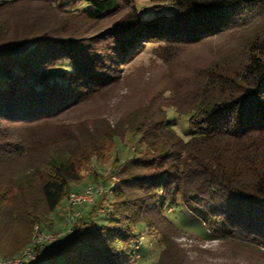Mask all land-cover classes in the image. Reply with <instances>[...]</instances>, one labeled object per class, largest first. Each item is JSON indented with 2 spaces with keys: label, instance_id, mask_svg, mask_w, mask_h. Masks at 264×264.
Listing matches in <instances>:
<instances>
[{
  "label": "trees",
  "instance_id": "16d2710c",
  "mask_svg": "<svg viewBox=\"0 0 264 264\" xmlns=\"http://www.w3.org/2000/svg\"><path fill=\"white\" fill-rule=\"evenodd\" d=\"M156 1L169 13L141 17L133 0H0V258L25 247L34 225L51 230L83 166L129 136L109 204L100 197L24 264H136L144 229L156 264H264V0ZM233 30L238 43L203 66L173 73L159 55L157 78L123 73L147 41ZM168 107L187 115V140ZM183 208L209 222L218 253L179 241L184 227L207 236Z\"/></svg>",
  "mask_w": 264,
  "mask_h": 264
},
{
  "label": "rangeland",
  "instance_id": "374dc122",
  "mask_svg": "<svg viewBox=\"0 0 264 264\" xmlns=\"http://www.w3.org/2000/svg\"><path fill=\"white\" fill-rule=\"evenodd\" d=\"M133 4L141 17L153 15L156 11L169 13L168 7L170 4L167 1L133 0ZM241 33L242 30H233L232 32L230 31L217 36L205 38L204 40L197 43L175 46L166 45L162 41L158 40L147 41L140 47V50L128 63L127 67L124 68L123 73L130 72L134 77H141V74H144L142 77L147 78L151 76L157 78V76H160L162 72L161 67L163 66L161 59L158 58L159 55H166V57L171 60V64L169 63V68L172 70L171 72L175 73L178 70L186 72L194 67L205 65L217 51L224 50L225 47H229L231 45L235 46L239 41ZM56 69L60 70L62 68L61 66H58ZM136 80L137 79H134V81ZM131 84L136 86L138 83L131 82ZM153 84H155V81ZM166 112L168 119L171 122L172 128L182 139L187 140L191 135V129L188 124L187 115L176 113L173 107H168ZM130 140L131 137L126 136L123 141L124 144H121L119 139L116 138L115 147H113L111 153H109L110 157L106 161L97 162L92 160L90 163L83 166L81 169L82 178L78 182L74 183L68 192L79 191L88 185L95 184L101 185L104 190L96 197L94 202L72 207L71 209L73 213H87L95 202L98 203L100 201V197L105 196V205L109 204L111 201L110 189L115 181H117V177L113 174V170L115 168V165L113 164L114 154L117 153L121 158L131 155L133 146ZM183 209H185V211L188 213V218L198 222L205 230H207V236L201 239L198 235L201 230L194 227H184L181 229L179 241L182 242L183 246L190 250L195 246H198L206 250L204 253H218L219 241L214 233H212V229L208 224L209 222L203 223L200 218L189 212L186 208ZM65 212L66 198L60 203V205L51 215V222L53 223L54 227L51 230H48L46 227L40 228L42 230L51 232L61 231L65 226ZM99 215L104 216V212H99ZM33 228L34 226L31 230V236L33 233ZM133 248L137 249V252H135L137 258L136 264H156L159 249L157 245V239L154 237V234L149 233L145 229L142 230L138 235L136 242L133 243ZM17 254L18 252L14 253L13 256ZM209 261L214 264H247L243 260L242 256L232 258L214 255L209 258Z\"/></svg>",
  "mask_w": 264,
  "mask_h": 264
},
{
  "label": "built area",
  "instance_id": "2783aa9c",
  "mask_svg": "<svg viewBox=\"0 0 264 264\" xmlns=\"http://www.w3.org/2000/svg\"><path fill=\"white\" fill-rule=\"evenodd\" d=\"M101 185H88L79 191H70L66 196V212L64 215V228L58 232L42 230L38 225H34L31 241L23 247L17 255L11 258H0V264H24L36 258L38 248L56 240L58 237L72 232L75 218L78 212L73 213L72 207L80 204L94 202L96 197L103 192Z\"/></svg>",
  "mask_w": 264,
  "mask_h": 264
}]
</instances>
